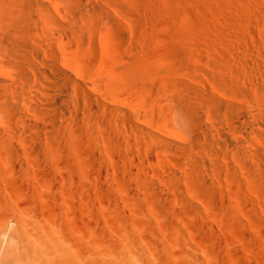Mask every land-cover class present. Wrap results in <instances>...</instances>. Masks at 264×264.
Returning <instances> with one entry per match:
<instances>
[{"label":"bare ground","instance_id":"obj_1","mask_svg":"<svg viewBox=\"0 0 264 264\" xmlns=\"http://www.w3.org/2000/svg\"><path fill=\"white\" fill-rule=\"evenodd\" d=\"M0 264H264V0H0Z\"/></svg>","mask_w":264,"mask_h":264},{"label":"rangeland","instance_id":"obj_2","mask_svg":"<svg viewBox=\"0 0 264 264\" xmlns=\"http://www.w3.org/2000/svg\"><path fill=\"white\" fill-rule=\"evenodd\" d=\"M90 229L88 228V231H89ZM95 252L97 251V248L96 247H94V246H90ZM94 256H96V255H94ZM88 259V257L85 255L84 256V254H82V258H81V261H83V262H85V260H87Z\"/></svg>","mask_w":264,"mask_h":264}]
</instances>
